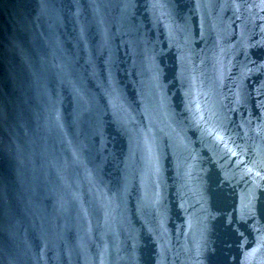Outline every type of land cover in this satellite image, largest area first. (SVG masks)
<instances>
[{
	"label": "water",
	"instance_id": "1",
	"mask_svg": "<svg viewBox=\"0 0 264 264\" xmlns=\"http://www.w3.org/2000/svg\"><path fill=\"white\" fill-rule=\"evenodd\" d=\"M0 264H264V0H0Z\"/></svg>",
	"mask_w": 264,
	"mask_h": 264
}]
</instances>
